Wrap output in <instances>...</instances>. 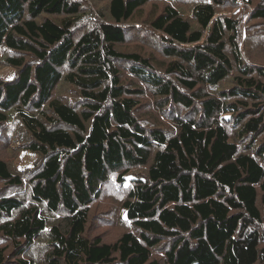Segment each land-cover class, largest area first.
Returning <instances> with one entry per match:
<instances>
[{"label": "trees", "instance_id": "16d2710c", "mask_svg": "<svg viewBox=\"0 0 264 264\" xmlns=\"http://www.w3.org/2000/svg\"><path fill=\"white\" fill-rule=\"evenodd\" d=\"M180 1L188 12L175 0H0V59L15 69L0 79V127L16 120L41 157L29 175L0 158V264H264V80L253 73L264 69L243 58L239 19L216 7L242 0ZM245 1L264 27V0ZM135 37L161 49V69L122 48ZM113 180L133 229L105 241L90 206Z\"/></svg>", "mask_w": 264, "mask_h": 264}, {"label": "rangeland", "instance_id": "374dc122", "mask_svg": "<svg viewBox=\"0 0 264 264\" xmlns=\"http://www.w3.org/2000/svg\"><path fill=\"white\" fill-rule=\"evenodd\" d=\"M109 1V0H108ZM177 4L184 9L185 11H189L191 8V3L186 1L175 0ZM107 1L104 2H89L86 13L88 16H95L97 13L102 10H106ZM250 6V7H248ZM154 5L149 4L145 7L147 13L152 10ZM217 14L219 16L228 15L232 18H238L240 21V50L242 52V56L247 62V64H251L253 66L259 65L264 69V27L262 23L259 21L260 19H254L251 17L254 5H249V3L245 0L240 1L239 3H220L216 4ZM161 9V8H160ZM85 12V11H84ZM86 13H83L86 15ZM93 16V17H94ZM85 24V23H83ZM144 22L133 21L129 23L132 26L133 32H140L139 30L142 28ZM134 26V27H133ZM81 26L79 28H83ZM138 35V34H137ZM136 39H129V42L122 46L124 49H132V50H140L144 55L150 57L154 60V63L157 67H160L159 62L165 59L164 54L161 49L156 48L153 43L143 42L142 37H135ZM140 40V41H139ZM137 42H141L144 46L136 45ZM229 51L230 42H228ZM156 60V61H155ZM236 63V62H235ZM127 75L128 71L126 72ZM238 66L236 69H233L232 75L220 84V88H229L233 84L232 78L238 75ZM257 78L264 80V76L257 73V71L253 72ZM15 76V69L9 66H5L3 63V57L0 59V79L1 80H12ZM202 86V85H200ZM205 87V85H204ZM58 91L56 95L61 94L64 96L65 101H69L71 95H74L75 91L71 88H68L66 84L62 83L57 87ZM205 90L207 92L211 91V86H206ZM212 92V91H211ZM76 94V93H75ZM74 99V97H72ZM72 101V100H71ZM148 112L149 109H141V112ZM176 111V110H175ZM180 111V109H179ZM173 115V112L171 111ZM159 119H163L161 114L157 115ZM164 122V123H166ZM17 121L10 120L7 124L0 127V158L5 160L11 167L15 173H20L22 175H29L34 173L35 166L38 164L41 157L36 154H30L27 152V149L22 145L21 139L22 134L17 131ZM171 126L174 127L173 119L171 118ZM264 138V132L261 133L258 137V140ZM143 170H136L137 174L143 173ZM134 179L136 177L134 174L129 175ZM26 179V178H25ZM26 182L27 179H26ZM26 190V186L24 187ZM20 194H22L20 192ZM127 193L120 190L117 182L113 180V182L107 183L106 186H103L102 193L98 199H96L90 206L91 209V227L92 233L94 235L104 236L105 241L115 240L118 238L120 234L128 229H133L132 224L127 223L124 218V212L122 209V203L126 197ZM3 243V240L0 238V245ZM162 255V252H161Z\"/></svg>", "mask_w": 264, "mask_h": 264}]
</instances>
